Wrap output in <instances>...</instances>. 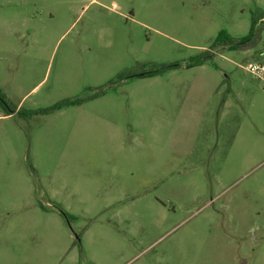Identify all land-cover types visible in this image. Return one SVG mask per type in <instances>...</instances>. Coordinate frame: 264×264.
<instances>
[{
  "label": "rangeland",
  "instance_id": "374dc122",
  "mask_svg": "<svg viewBox=\"0 0 264 264\" xmlns=\"http://www.w3.org/2000/svg\"><path fill=\"white\" fill-rule=\"evenodd\" d=\"M262 52L264 0H0V264H264Z\"/></svg>",
  "mask_w": 264,
  "mask_h": 264
},
{
  "label": "trees",
  "instance_id": "16d2710c",
  "mask_svg": "<svg viewBox=\"0 0 264 264\" xmlns=\"http://www.w3.org/2000/svg\"><path fill=\"white\" fill-rule=\"evenodd\" d=\"M255 22L253 24V26H255ZM254 35V27L252 28V31L250 33V35L248 37H246L245 39H242V42H235V40L233 38H231L229 35H227L226 33H221L217 39V44H222L227 46L230 50H237L239 48L240 45L245 44L247 42L251 41V37H253ZM201 64L205 63L204 60H202L200 62ZM165 69V67L163 68ZM157 73H160L159 71H154L151 73H147L146 76H154L157 75ZM145 76V74L143 75V77Z\"/></svg>",
  "mask_w": 264,
  "mask_h": 264
},
{
  "label": "built area",
  "instance_id": "2783aa9c",
  "mask_svg": "<svg viewBox=\"0 0 264 264\" xmlns=\"http://www.w3.org/2000/svg\"><path fill=\"white\" fill-rule=\"evenodd\" d=\"M242 69L259 80L264 87V52L260 53L255 61L248 63Z\"/></svg>",
  "mask_w": 264,
  "mask_h": 264
},
{
  "label": "flooded vegetation",
  "instance_id": "af4514ba",
  "mask_svg": "<svg viewBox=\"0 0 264 264\" xmlns=\"http://www.w3.org/2000/svg\"><path fill=\"white\" fill-rule=\"evenodd\" d=\"M215 43H217V41H216ZM140 77H143V75H142V76H140Z\"/></svg>",
  "mask_w": 264,
  "mask_h": 264
}]
</instances>
